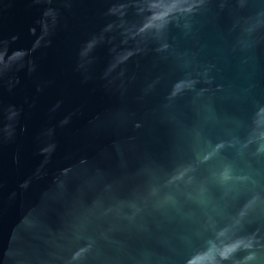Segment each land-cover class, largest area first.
I'll return each mask as SVG.
<instances>
[{"label": "water", "instance_id": "95a60500", "mask_svg": "<svg viewBox=\"0 0 264 264\" xmlns=\"http://www.w3.org/2000/svg\"><path fill=\"white\" fill-rule=\"evenodd\" d=\"M0 264H264V0H0Z\"/></svg>", "mask_w": 264, "mask_h": 264}]
</instances>
